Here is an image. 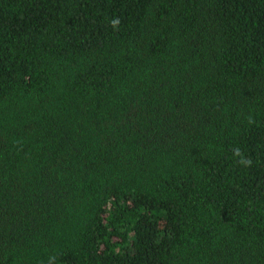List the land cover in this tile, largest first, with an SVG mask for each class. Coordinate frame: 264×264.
Listing matches in <instances>:
<instances>
[{"label": "trees", "instance_id": "trees-1", "mask_svg": "<svg viewBox=\"0 0 264 264\" xmlns=\"http://www.w3.org/2000/svg\"><path fill=\"white\" fill-rule=\"evenodd\" d=\"M0 264H264V0H0Z\"/></svg>", "mask_w": 264, "mask_h": 264}, {"label": "clouds", "instance_id": "clouds-1", "mask_svg": "<svg viewBox=\"0 0 264 264\" xmlns=\"http://www.w3.org/2000/svg\"><path fill=\"white\" fill-rule=\"evenodd\" d=\"M112 23H113V26H115V25L118 23V21H115V20H114ZM237 154H239V153H237ZM242 162H243V161H242Z\"/></svg>", "mask_w": 264, "mask_h": 264}]
</instances>
